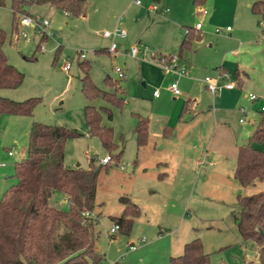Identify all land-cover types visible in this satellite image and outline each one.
Masks as SVG:
<instances>
[{
    "label": "rangeland",
    "instance_id": "374dc122",
    "mask_svg": "<svg viewBox=\"0 0 264 264\" xmlns=\"http://www.w3.org/2000/svg\"><path fill=\"white\" fill-rule=\"evenodd\" d=\"M37 1L27 0L22 14L50 21L45 39L38 30L20 24L22 14L14 15L12 0H3L0 6V29L7 37L4 52L25 76L18 89L0 91V96L38 101L32 117L0 118V163L6 165L0 186L17 183L16 162L28 148L34 122L76 130L81 135L66 142L69 168L89 169L92 158L96 166H104V157L123 151L118 164L113 160L110 170L103 167L92 213L95 218L99 215L97 250L105 264H169L170 257L182 254L184 244L195 238L201 239L211 264H260L257 244L245 241L239 232L238 198L264 192V180L243 187L234 176L237 145L247 142L264 115V16L252 13L254 0H206L203 6L194 0H141L140 6L135 0H120L119 9L111 6L112 0H87V15L81 18ZM152 6L169 11H153ZM197 23L203 26L201 38L193 39V49L182 60L180 48L173 47L174 37ZM116 30L126 31L127 38L116 40L120 50L113 55L108 52L112 40L104 33ZM133 47L140 50L134 59L126 52ZM175 53L177 70L186 69L185 75L160 64L161 54L170 56L172 64ZM87 62L92 81L109 93L114 89L107 78L118 80L116 68L125 73L118 92L121 106L102 98L93 102L103 124L113 128L118 149L111 154L86 124L81 64ZM67 64L69 71L64 69ZM145 65L162 73L148 76ZM206 78L219 88V98L206 88ZM173 83L178 85V96L171 90ZM229 83L236 85L233 91L226 89ZM250 94L258 100L252 101ZM188 98L189 109L180 117ZM138 116L150 119L144 146L137 144L134 133ZM244 116L249 121L241 123ZM162 124L172 129V140L163 136ZM13 129L18 141L8 145ZM9 147L13 158L5 156ZM122 197L141 209L129 235L111 232L115 227L111 217L124 210ZM52 202L69 210L61 195L55 194Z\"/></svg>",
    "mask_w": 264,
    "mask_h": 264
},
{
    "label": "trees",
    "instance_id": "16d2710c",
    "mask_svg": "<svg viewBox=\"0 0 264 264\" xmlns=\"http://www.w3.org/2000/svg\"><path fill=\"white\" fill-rule=\"evenodd\" d=\"M48 4L70 17H85L88 11L87 0H38ZM206 0H194L203 6ZM13 13H23L27 0H12ZM4 4L0 0V6ZM253 14L264 16V0L256 1ZM17 22L14 21L16 26ZM185 39L180 49L181 56L192 47L194 29L186 27ZM46 35H42L45 39ZM7 37L0 29V91L18 89L24 74L13 66L4 52ZM170 56L166 58L170 64ZM82 93L88 104L85 106V120L92 136L97 137L102 146L112 153L118 147L114 143L113 128L105 126L102 114L93 102L99 98L121 106L123 99L118 97L121 80L107 78L112 93L98 87L91 79V65L82 63ZM221 74H225L223 70ZM38 101L17 102L0 96V115L32 117ZM188 110V103L182 108L180 117ZM111 117V114H109ZM134 129L137 144L144 146L150 136V119L138 116ZM81 134L61 126L34 122L30 130L27 155L15 166L17 183L11 186L0 201V264H105V257L97 250L99 215L87 216L95 211L99 178L103 167L110 170L111 162L104 166L95 165L90 160V168H69L65 165L66 142ZM123 151L111 159L120 161ZM235 178L243 187L255 186L264 180V116L261 117L248 141L239 147L234 172ZM55 194L66 198L69 210L55 206ZM124 205L122 215L111 217L119 231L129 235L134 222L141 216L140 207L129 197L120 199ZM240 215L238 229L245 241L253 240L258 246L260 264H264V192L239 196ZM169 264H211L210 254L204 250L200 238L186 242L183 253L173 256Z\"/></svg>",
    "mask_w": 264,
    "mask_h": 264
},
{
    "label": "built area",
    "instance_id": "2783aa9c",
    "mask_svg": "<svg viewBox=\"0 0 264 264\" xmlns=\"http://www.w3.org/2000/svg\"><path fill=\"white\" fill-rule=\"evenodd\" d=\"M135 3L137 5H142V2L141 0H135ZM151 10L153 11H161L162 13H165V12H168L169 9L168 8H165V9H160L158 8L157 6H152L150 7ZM201 11H203V13H207V11L205 9H201ZM22 14V13H21ZM20 24L24 27H28V28H34L36 30L39 31V33L41 35H46L47 36V28L50 26V21L47 20V19H44V18H41V17H33V16H30L28 14H22L21 16V19H20ZM202 27V24L201 23H198L196 25V29H200ZM228 31H230V28L228 27L227 28ZM23 36L29 40V37L28 35L24 32L23 33ZM104 36L106 38H109L112 40V43L110 45V47L108 48V52L113 54V55H116L118 54L120 48H119V43L116 42V40L118 38L120 39H125L127 37V33L126 31L124 30H116L115 32L111 33V32H105L104 33ZM140 53V50L137 48V47H133L131 48L129 51H128V55L131 57V58H137V56L139 55ZM78 57L79 58H85V54L84 53H79L78 54ZM172 58V64L168 65L166 64V58L162 59L160 61V64H162L167 70H170L172 69L173 71L176 72V74H178L179 76H182V75H185L186 74V69H182V70H177L178 67H179V56L175 53L174 55L171 56ZM64 69L66 71L70 70L71 69V64H67ZM116 74L118 76V79L119 80H122L125 78V73H124V70L121 69V68H116ZM205 82L207 84V88L208 90L214 95V96H217L220 91H219V88L216 86V84L210 79V78H206L205 79ZM236 85L234 83H229L226 85V89H233L235 88ZM171 90L173 92V94L175 96H178L180 95V91L178 89V85L177 83H173L171 85ZM155 95H157V92L154 93ZM250 99L252 101H256L258 100V97L254 94H251L250 95ZM263 110H264V107H263ZM242 113H246V111L244 109H241L240 110ZM246 121V116L242 117L241 118V122H244ZM10 155H12L13 153L10 152L9 153ZM112 161L111 159V156H108V157H104L101 161V164H108ZM87 216H92V214L90 213H86ZM119 230V226L118 225H115L114 228H112L111 232H116ZM132 250H135L136 247L135 246H132L131 247Z\"/></svg>",
    "mask_w": 264,
    "mask_h": 264
},
{
    "label": "crops",
    "instance_id": "0c3cea01",
    "mask_svg": "<svg viewBox=\"0 0 264 264\" xmlns=\"http://www.w3.org/2000/svg\"><path fill=\"white\" fill-rule=\"evenodd\" d=\"M256 1H258V0H254V2H253V4L256 2ZM252 4V5H253ZM122 4H121V1L120 0H112V2H111V6H113V7H115V8H117V9H119L120 8V6H121ZM252 5L250 6V7H252ZM162 9H165V8H163L162 7ZM202 9V8H201ZM252 10V9H251ZM207 11V10H206ZM202 13H203V11H201ZM64 13V12H63ZM253 13V12H252ZM65 15H67L66 13H64ZM205 14V13H204ZM207 14V13H206ZM255 15V14H254ZM68 16V15H67ZM255 16H257V15H255ZM198 24V23H197ZM196 24V25H197ZM193 29H194V32H195V35H197V36H200L199 38H201V35H200V32L202 31V29H203V26L200 28V29H196L195 27H193ZM228 31V30H227ZM229 32V31H228ZM230 33V32H229ZM185 35L186 34H184L183 36L182 35H180V34H177L175 37H174V40H173V47L175 46V47H179L180 49H181V46H182V43H183V41H184V39H185ZM106 38V37H105ZM127 38V37H126ZM125 38V39H126ZM198 38V39H199ZM108 39V38H107ZM124 40V39H123ZM119 48H120V45H119ZM193 49V48H192ZM192 49H190V51L192 50ZM128 51L129 50H127L126 49V52H127V55H128ZM186 52V51H185ZM185 52L181 55V59L183 60L184 59V54H185ZM161 56H167L166 54H161ZM128 57H130L129 55H128ZM131 58V57H130ZM132 59H134V58H132ZM181 60V61H182ZM183 63V62H182ZM188 69L189 70H191L190 69V67H188ZM219 70H220V73L224 70L223 68H218ZM69 71V70H68ZM145 71H146V73H147V75L148 76H150V72H152V73H154L155 75H158L159 73H162V71H160L158 68H156V67H153V66H150V65H145ZM225 71V70H224ZM240 84H241V82H240ZM205 86H206V88H207V84H206V82H205ZM208 89V88H207ZM235 88H233V89H227L228 91H233ZM12 91H14V90H12ZM12 91H9V92H12ZM209 91V90H208ZM210 92V91H209ZM251 95V94H250ZM175 96V95H174ZM219 96H220V94L218 93V95L217 96H215L216 98H219ZM186 97H191L190 96V94H187V96ZM249 98H250V96H249ZM10 99H12V100H15V98H10ZM190 102H191V98H188V100L185 102V103H188V109H189V104H190ZM185 105V104H184ZM183 105V106H184ZM183 108V107H182ZM182 111V110H181ZM261 111L263 112L264 110H263V107H262V109H261ZM241 112V111H240ZM200 113V111H198L197 112V114H199ZM242 113V112H241ZM6 117V118H18V117H22V116H8V115H0V118H2V117ZM262 116H264V115H262ZM262 116H260V118L258 119V121H257V124H258V122L260 121V119H261V117ZM247 121H249V119H246V121L245 122H247ZM4 122H6L7 123V120L5 119V121ZM3 122V123H4ZM14 121H9V123H13ZM240 122H241V118H240ZM245 122H241V123H245ZM137 123H138V119H137ZM257 124H256V126H257ZM7 125H8V123H7ZM137 125V124H136ZM256 126H255V128H256ZM255 128H254V130H255ZM16 129V128H15ZM15 129H13V131H12V133H10V135L12 136L11 138H12V141L8 144V145H11V144H16L17 143V141H18V135H16V134H14V132H16V130ZM161 131H162V133H163V136L166 138V139H169V140H172L174 137H175V135H174V133H173V131H172V129L169 127V125H167V124H162V126H161ZM254 130H253V132H254ZM252 132V133H253ZM135 133V132H134ZM252 135V134H251ZM250 135V136H251ZM249 136V137H250ZM248 137V138H249ZM137 140V139H136ZM247 141H248V139H247ZM240 146H242V145H237V156H238V149H239V147ZM12 147H9V149H7V151H8V155H6L5 154V156H8L9 158H13L14 157V154H12V155H10L9 153L10 152H12L13 150L11 149ZM13 153V152H12ZM26 155H27V149H25V150H23L22 152H21V159L22 160H24V158L26 157ZM237 162V161H236ZM18 162H16V164H17ZM6 167V165L4 164V163H0V180H1V178L3 177V175H4V172H5V168ZM9 178V176H7L6 177V179H8ZM11 187V186H10ZM10 187H7V188H3V186H0V199H2V197H3V195H4V193L10 188ZM135 203V202H134ZM137 204V203H136ZM133 246H135L134 244H132ZM185 245V244H184ZM136 247V246H135ZM183 248H184V246H183ZM183 253V252H182ZM181 255V254H180ZM177 256H179V255H177ZM173 257V256H172ZM171 258V257H170Z\"/></svg>",
    "mask_w": 264,
    "mask_h": 264
},
{
    "label": "water",
    "instance_id": "95a60500",
    "mask_svg": "<svg viewBox=\"0 0 264 264\" xmlns=\"http://www.w3.org/2000/svg\"><path fill=\"white\" fill-rule=\"evenodd\" d=\"M79 166V165H78Z\"/></svg>",
    "mask_w": 264,
    "mask_h": 264
}]
</instances>
